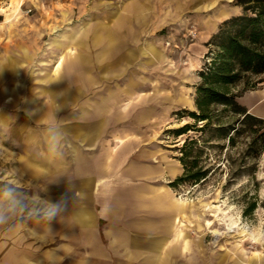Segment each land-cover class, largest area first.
<instances>
[{"label":"crops","instance_id":"0c3cea01","mask_svg":"<svg viewBox=\"0 0 264 264\" xmlns=\"http://www.w3.org/2000/svg\"><path fill=\"white\" fill-rule=\"evenodd\" d=\"M143 1L110 8L108 20L73 19L74 5L54 7V19L0 20V264H243L207 254L203 216L170 185L183 166L158 134L174 88L154 80L162 50L142 45ZM223 10L192 44L193 64ZM257 78L239 99L264 117ZM50 203L66 205L51 222Z\"/></svg>","mask_w":264,"mask_h":264},{"label":"rangeland","instance_id":"374dc122","mask_svg":"<svg viewBox=\"0 0 264 264\" xmlns=\"http://www.w3.org/2000/svg\"><path fill=\"white\" fill-rule=\"evenodd\" d=\"M124 1L92 0L91 4L82 8L84 6L78 4V0H0V20L18 19L33 14L37 15L36 17L54 19L56 13L57 17L60 13L54 12V7L61 8L64 12V8L72 5L75 11L69 10V14L73 19L108 20L115 13L111 12L110 16L109 9L116 10ZM21 2V10L17 11L16 8ZM59 2L61 5L53 6ZM67 2L70 5L66 4ZM111 2L113 6L109 5ZM143 2V9L137 11L142 14L144 20L142 45L144 47L147 43H152L162 50L157 63L153 64L154 80L160 85L167 84L174 88L172 93L175 106L161 126L158 139L163 147L170 149L176 156L179 151L174 148L186 135L175 137L166 129L191 120L188 116L178 118L172 113L182 108H195V85L199 81L197 72L204 62L205 53L197 56L198 62L195 64L190 61L192 44L197 41L205 25L210 23L209 20L222 9L223 12L227 11L229 17L240 13L242 8L234 3L235 0ZM124 13L130 16L134 15L135 11L127 10ZM221 20L218 21L217 27ZM142 77L144 81L151 79L148 74H142ZM257 80V75H252L237 82L232 88L242 90L244 86L256 83L254 87L243 90V94L258 87ZM255 126L257 125L254 124L253 127ZM254 136L256 133H252L250 128V141ZM247 140L248 135L243 133L237 137L235 146H227L225 141L224 148H207L203 159L204 164L211 168L206 179L199 182H183L176 186V189L190 200L195 215L203 216H197V220L205 230L207 243L212 244L207 246V254L220 249L222 253L238 255L239 262L243 264H246L247 259L256 258L259 254L264 256V148H259L257 141L250 147V155L242 158L240 148ZM218 164L220 165L217 166ZM239 168H243L242 174L232 176ZM207 220L211 223L207 224ZM207 264L213 263L210 261Z\"/></svg>","mask_w":264,"mask_h":264},{"label":"trees","instance_id":"16d2710c","mask_svg":"<svg viewBox=\"0 0 264 264\" xmlns=\"http://www.w3.org/2000/svg\"><path fill=\"white\" fill-rule=\"evenodd\" d=\"M234 3L242 11L221 20L205 42L208 49L197 72L195 108L172 113L191 120L166 129L175 137L186 135L174 148L179 151L175 157L183 171L170 182L172 186L206 179L211 167L204 164L203 155L209 147L224 148L225 141L227 146H235L237 137L245 133L249 140L240 148L242 158L250 155V147L257 141L259 148H264V117L251 113L239 99L243 90L256 83L242 90L232 88L237 82L264 72V0H235ZM254 124L257 126L253 127ZM250 128L256 133L252 141ZM242 172L243 168H239L232 176Z\"/></svg>","mask_w":264,"mask_h":264},{"label":"clouds","instance_id":"9594fccd","mask_svg":"<svg viewBox=\"0 0 264 264\" xmlns=\"http://www.w3.org/2000/svg\"><path fill=\"white\" fill-rule=\"evenodd\" d=\"M16 207L22 209L24 207L23 202L17 200ZM65 210H66V205L62 206L60 203H50L47 209L43 210L42 214L48 219L49 222H51L53 219H55L58 215H60ZM35 215L39 217L41 215V212L37 211ZM48 231L49 232L52 231L51 223H49Z\"/></svg>","mask_w":264,"mask_h":264}]
</instances>
